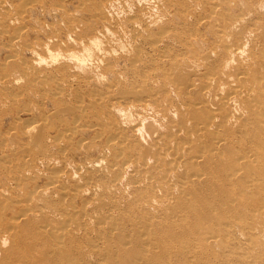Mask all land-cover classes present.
I'll return each mask as SVG.
<instances>
[{
	"label": "bare ground",
	"instance_id": "bare-ground-1",
	"mask_svg": "<svg viewBox=\"0 0 264 264\" xmlns=\"http://www.w3.org/2000/svg\"><path fill=\"white\" fill-rule=\"evenodd\" d=\"M8 3L0 0V11L10 10ZM248 6L238 14L232 9L234 15L214 10L221 16L211 37L191 35V28L177 32L167 23L152 27L142 18L155 19L140 16L142 10L120 23L106 18L83 54L66 55L74 65L59 70L67 77L64 88L75 90L78 100L62 105L74 116L65 130L90 117L79 96L91 85V104L108 118L96 123L92 140L106 137L103 150L78 165L60 161L62 182L55 183L58 175L47 178L52 191L45 186L18 193L15 181L0 190V201L21 204L0 229V264H36L39 258L65 264L72 254L88 264H130L123 254L138 250L144 258L137 256L135 264H215L217 248L228 257L224 264H264V0ZM112 23L121 29L111 30ZM17 41L11 43L15 54ZM33 57V65L45 61ZM92 60L102 73L87 71ZM24 76L0 80V89L13 90ZM54 78L58 87L61 76L47 79L51 88ZM53 98L63 100L64 93ZM37 121L25 130L30 141L45 139L41 131L50 121ZM78 140L77 149L89 148ZM50 142L47 151L61 154L73 139L57 134ZM35 144L21 149L23 163L54 169L53 161L61 158L31 157L41 148ZM17 160L1 167H17ZM35 174L22 171L25 178ZM74 175L77 182L64 184ZM71 199H79V208ZM130 233L135 238L122 239ZM104 244L118 251L112 260L102 257Z\"/></svg>",
	"mask_w": 264,
	"mask_h": 264
},
{
	"label": "rangeland",
	"instance_id": "rangeland-1",
	"mask_svg": "<svg viewBox=\"0 0 264 264\" xmlns=\"http://www.w3.org/2000/svg\"><path fill=\"white\" fill-rule=\"evenodd\" d=\"M6 1L9 2L8 4L10 5L9 6L10 10L8 9L6 13L0 11V15H1L0 16V80H6L9 77L11 78L13 76H22V75L25 76L23 79H20V81L22 82L19 81V83L16 84V86H14L13 90L11 89V87L9 89L6 88L0 89V95L3 97V98L0 97L1 98L0 104H2L1 103L2 100H5L3 103L4 105L2 104L4 108L0 105V107H2L0 108V190L7 188L12 181H15L16 185L14 186V189L18 193H24L26 191L31 190L34 187H45V186L47 187L49 186L50 191H52L53 187L50 186L51 185L50 182L46 183L47 178L48 177L51 178L52 175H55V177L58 175V177H56L55 183L62 182L63 179L61 180V175L65 171V167L64 165H61L60 161L62 162L65 161L63 160L64 158H66L67 162L69 161L72 164L78 165V163H83L86 160L89 161L92 159H97L101 155V152L103 150V142L105 141L106 137H104L103 140L97 141L95 143L92 140L95 139L93 135L95 130H97L98 125L96 126V123L103 121L107 122L108 121L107 115L103 113V109L94 108L93 105L91 104L92 97L89 94H91V89H93V87H91V85L88 84L84 86V88H82V91L80 93V96L82 98L79 96V99L80 100L82 99L84 101V102L81 101L82 105L86 106V109L88 108L87 109L88 115L91 118L85 116L86 118L83 117L81 119V121L79 122L80 126L76 127L75 130L74 129L70 131L65 130L67 127H69V124H72V120H74L73 119L74 116L70 111L63 108L62 105L65 106L71 103L76 104V100H78V97H76L75 90L73 93V90L70 91L69 89L64 88L65 85L63 84L67 80V77L62 76L59 69L61 66L74 65L73 64L74 61L72 59L70 60L72 62L69 63L68 58H70V55L77 52L79 54L84 53L85 51L84 46L89 44V42H91L90 39H92L96 35V33L102 29V25H104V21L106 20V18H109V23H111L110 22L111 17H114V19L116 20L120 19V22L124 20H131L133 18L136 19V16L139 15L138 13H140V11L142 10L140 16L143 13V16L145 17V13H147L146 17L151 16L153 19H155L156 22H154L152 19L149 18H145V19L142 18L145 22L147 21L146 24H151L152 27L156 28L159 25L167 23V25H170L171 27L173 26L174 27V28L172 27L173 30H177V32L188 33L189 28H191V31L189 32V34L191 35L201 34L204 36L211 37V32L213 31L212 28H214L216 24H220V21L219 19L217 20V18L221 16L220 14H215L214 10L220 9L219 11L220 12L222 11V14L231 13L229 15H232L233 13L234 15L233 11H235V14L236 13L238 14L243 10V7L244 8L249 7L248 6L249 1L252 4L257 2V0H231V3L228 1L226 4L224 0H221L220 3L219 0L218 1L217 0H207V1L206 0H189V1L188 0L187 1L186 0H145V1L144 0H137V1L136 0H35V1L6 0ZM134 3L135 5H133ZM192 4L194 6H192ZM175 5H176V9H175ZM226 6L229 8H226ZM23 8H27V10ZM195 8L196 10H194ZM24 10H26V13ZM3 14L4 17H2ZM6 17H8V19H6ZM111 25L109 26V28L113 31H119L121 29L118 26H116L117 24L116 25L113 24L112 25L113 27ZM114 27H116L119 30H116V28ZM21 33H23V35L20 36L19 34ZM154 37L160 38L161 35H154ZM13 41L18 42L17 43L18 45H16L20 52L18 54H15L14 47L11 48V43ZM79 42L80 44H78ZM45 43H47V46L43 47L45 46ZM81 46L83 49L81 48ZM30 51L32 53H30ZM122 54L123 53L121 52L116 57H119ZM35 55H37V57L40 56V58L45 59V61H42L40 65H36V64L33 65V58H34L33 56ZM59 55L61 56L59 57ZM66 55L68 56V58L66 57ZM51 56L52 57L57 56L58 60L54 61L53 58L52 59L50 58ZM65 59L68 62L64 61ZM6 61H8L7 64L8 67L4 65ZM63 61L64 63H62ZM92 61L89 62V66H87L88 69L87 71L92 74L102 73L101 71L102 69L98 65V62L96 60H92ZM25 67L26 68L28 67L29 69L31 68V70L33 69L32 72L26 70ZM23 68L25 69L24 74L22 73ZM51 72L53 73L54 76L56 75L61 76L60 81L58 80V87L60 89L57 87V81L55 78H54V82H55L54 88H51V86L48 84L47 79H49V77L53 78V75L50 74ZM42 74L46 78L42 76ZM25 77H28V79ZM105 78L106 77H103V80ZM33 80H35V83ZM60 83H62V85ZM87 86L90 87L88 88ZM62 90L65 92H63ZM66 90L68 91V93ZM19 91L20 93H18ZM21 91L23 93H21ZM62 93H64L65 99L63 98V100H55V98H53V96L59 97V94L62 95ZM17 100L19 101V103L17 102ZM51 114H52V118H50L51 120L44 119L45 117L49 118ZM54 114H56L55 115L56 118L55 117L53 118ZM102 114L104 115L105 118L102 116ZM38 119H42V121L45 122L46 124L48 121H50L48 125L45 126L44 129L41 131V134H43V136L45 135V139L44 141H30V139L25 134V130L29 125L33 123H38L37 121ZM90 122L91 123L94 122L95 125L89 126ZM67 133L71 135L73 139V144H71V142H67L63 148V153L61 154L59 153L58 150L47 151L49 145H52L50 142L52 136L59 134L60 139H62V137L66 138L69 136L67 135ZM77 140L83 142L85 141V143L88 145L89 148L82 147L83 149H77L78 148ZM96 140H99V138L97 137ZM29 142H33L34 144L36 143L37 145L41 146L39 150H37L35 153L31 155V157H34L35 159H46V158L56 159L58 157L61 158V160L57 159L53 161L55 165L52 166V168L54 169L45 168L43 166L37 169L31 165H26L23 163L22 160L24 159V157H21L20 151H22L21 149H23L26 146V144H28ZM12 148L15 149L14 154L10 153V150ZM10 159H18L17 167L11 165L9 168L3 169L1 165L5 161H8ZM25 170L36 171V174L33 178H25L22 176V171ZM74 176H75L74 180L72 181L68 180L64 184L70 185L75 181L77 182L79 179L78 177H76V175ZM71 204L74 207L79 208L81 203L79 199H71ZM256 206H257L256 204H253L251 208H255ZM20 207L21 204L19 203L9 206L6 202L0 201V229L10 218L11 214L15 211H18ZM130 229L131 227L129 226L126 227V232H129ZM125 238H135V235L130 233L129 235L122 237V239ZM94 243L95 242H90L89 244H94ZM217 249H218V258L215 261V264L226 263L228 261V257L222 256L220 249L219 248ZM100 251L102 257L108 260H112L118 254V251L112 249L109 244H104L102 246L100 245ZM137 256L144 258L143 253L141 252L139 254V250H138L135 252L123 254L122 260L125 263L135 264V261L137 260ZM68 262H75L77 264H81V263L88 264L90 261L87 260L82 261L81 259L77 258L74 254H72L69 257V259L65 261V264H68ZM36 264H47V262L45 261V259L39 258L36 260Z\"/></svg>",
	"mask_w": 264,
	"mask_h": 264
}]
</instances>
